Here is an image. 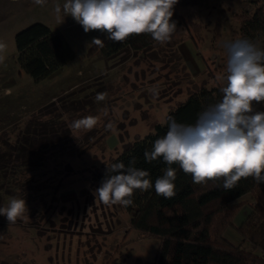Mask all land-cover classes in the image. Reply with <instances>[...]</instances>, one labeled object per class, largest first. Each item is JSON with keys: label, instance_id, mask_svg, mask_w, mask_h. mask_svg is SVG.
Masks as SVG:
<instances>
[{"label": "rangeland", "instance_id": "obj_1", "mask_svg": "<svg viewBox=\"0 0 264 264\" xmlns=\"http://www.w3.org/2000/svg\"><path fill=\"white\" fill-rule=\"evenodd\" d=\"M64 2L0 0V43L6 45L0 52V153H17L11 145L45 124L61 139L37 151L39 160L32 155V164L0 187V207L11 197L25 199L28 207L14 224L0 216V264H154L159 238L135 230L123 206L95 199L100 184L92 172L164 122L168 110L196 88L225 86L224 45L237 40L240 18L264 7V0H178L185 21L169 42L155 41L111 59L91 43L106 38L104 33H85L63 13L56 18L55 5ZM35 21L59 30L74 51L73 59L38 81L18 66L14 42L16 32ZM98 93H106L105 100L97 101ZM255 108L264 109V103ZM89 115L100 117L91 131L70 129L72 121ZM18 163L8 167L22 170ZM241 201L235 225L248 212L251 197ZM224 235L241 241L234 226ZM243 245L252 248L248 241Z\"/></svg>", "mask_w": 264, "mask_h": 264}, {"label": "trees", "instance_id": "obj_2", "mask_svg": "<svg viewBox=\"0 0 264 264\" xmlns=\"http://www.w3.org/2000/svg\"><path fill=\"white\" fill-rule=\"evenodd\" d=\"M172 19L177 26L185 21L176 5ZM237 39H248L264 50V7H257L240 18ZM102 40L104 47L97 46V50L105 59L127 50L137 52L146 49L155 42L150 34H134L120 43L107 38ZM14 42L18 66L34 81L44 79L74 58V51L63 34L39 21L16 32ZM222 87L202 85L190 92L168 110L164 122L155 123L152 131L128 143L108 162L96 168L92 172V180L100 184L107 166L123 162L127 167L134 158V166L148 171L154 186L167 165L162 158L146 162L144 152L151 151L155 140L166 134V119L174 117L178 123L195 124L201 111L222 99ZM42 128L38 131V127H33L29 130L33 137L27 135L18 139L19 143L12 144L17 153H0V187L5 179L10 180L16 172L24 171L27 165L32 164V155L39 156V160L41 157L37 151L54 147L61 140L48 130L46 124ZM12 158L20 161L18 164L22 170L15 165L8 167L14 161ZM173 167L176 169V194L172 198L158 196L153 187L145 192L137 190L132 197L133 204L124 207L135 230L159 238L154 264H264V183H257L252 177L242 178L236 187L225 190L222 180L195 184L190 174H185L176 164ZM245 195L251 197L249 210L235 225L233 219L243 206L241 200ZM229 226H234L239 232V243L231 242L224 235ZM245 241L251 244V249H245Z\"/></svg>", "mask_w": 264, "mask_h": 264}, {"label": "clouds", "instance_id": "obj_3", "mask_svg": "<svg viewBox=\"0 0 264 264\" xmlns=\"http://www.w3.org/2000/svg\"><path fill=\"white\" fill-rule=\"evenodd\" d=\"M44 6L47 0H32ZM178 0H65L55 5L58 20L72 17L85 33L100 31L112 42L120 43L132 35L150 34L159 44L169 42L177 32L172 19ZM92 44L104 47V41L93 38ZM226 81L220 89L222 99L198 114L195 124L178 123L174 117L166 119V134L155 140L151 151L144 152L146 162L161 159L167 168L153 186L149 172L136 168L135 159L126 167L123 162L106 167L95 199L105 206L133 204L132 197L139 190L154 187L158 196L172 198L175 193L174 164L192 176L195 184L222 180V187L231 190L244 178L252 177L264 183V111L255 105L264 103V50L248 39L227 42ZM6 48L0 43V52ZM3 57L0 56V60ZM153 95L158 91L152 90ZM106 93H98L103 101ZM104 115H107L105 110ZM100 121L99 116H85L69 125L76 131H91ZM28 211L25 199L11 197L0 216L14 224Z\"/></svg>", "mask_w": 264, "mask_h": 264}]
</instances>
